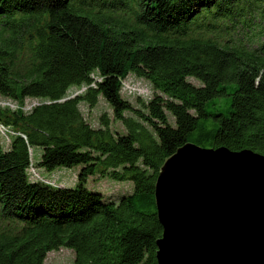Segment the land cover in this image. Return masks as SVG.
I'll return each instance as SVG.
<instances>
[{
    "label": "trees",
    "instance_id": "trees-1",
    "mask_svg": "<svg viewBox=\"0 0 264 264\" xmlns=\"http://www.w3.org/2000/svg\"><path fill=\"white\" fill-rule=\"evenodd\" d=\"M262 23L264 0H0V97L19 106L0 107L13 133L6 149L0 135V264L63 248L73 264H157L164 161L187 143L264 155ZM131 74L154 91L140 107L121 95ZM99 98L124 133L84 118ZM26 99L42 102L24 112ZM75 166L74 188L29 174ZM95 176L133 190L104 198L85 187Z\"/></svg>",
    "mask_w": 264,
    "mask_h": 264
},
{
    "label": "water",
    "instance_id": "water-1",
    "mask_svg": "<svg viewBox=\"0 0 264 264\" xmlns=\"http://www.w3.org/2000/svg\"><path fill=\"white\" fill-rule=\"evenodd\" d=\"M157 264H264V155L178 148L154 185Z\"/></svg>",
    "mask_w": 264,
    "mask_h": 264
},
{
    "label": "rangeland",
    "instance_id": "rangeland-1",
    "mask_svg": "<svg viewBox=\"0 0 264 264\" xmlns=\"http://www.w3.org/2000/svg\"><path fill=\"white\" fill-rule=\"evenodd\" d=\"M264 27V23L261 25ZM261 31L259 26H256L252 29L249 34H258ZM261 41L264 43V32L262 31ZM189 81L195 85H199L194 79H189ZM84 88H70L68 91V96L73 97L77 94H80ZM121 95L124 99H127L133 106L140 107L141 101L147 102L154 95V91L151 85L134 75H128L125 80L122 82V91ZM42 101L39 99H26L24 105L20 107L24 112H28L32 107L40 104ZM0 107H8L11 110H17L19 108L15 103L0 97ZM80 110L84 118L92 126L97 127L99 123V117L102 114H106L111 122V129L118 133H124L125 130L120 122L115 121L113 117V112L108 104L102 99L99 98L98 104L89 108L85 104L80 105ZM171 120V118H170ZM172 121V120H171ZM11 139L10 134H7ZM3 147L6 149L9 146V141L5 136H1ZM31 159L34 166L40 160L42 149L38 147H33L30 150ZM35 169V167H33ZM81 169V166H75L73 168H57L53 172H47L43 169H38L37 172L40 174L39 177L44 178L48 183L53 186H60L64 188H74L77 184V175ZM36 171V169H35ZM85 187L93 192L100 193L104 198H112L117 200L120 196L124 194L131 193L133 190V185L131 182H117L105 178L91 177L88 179ZM75 259V254L70 249H60L57 251L50 252L45 260V264H73Z\"/></svg>",
    "mask_w": 264,
    "mask_h": 264
},
{
    "label": "bare ground",
    "instance_id": "bare-ground-1",
    "mask_svg": "<svg viewBox=\"0 0 264 264\" xmlns=\"http://www.w3.org/2000/svg\"><path fill=\"white\" fill-rule=\"evenodd\" d=\"M7 134H13V133L9 132L7 130V128H5L2 125H0V135L1 136H5V138L8 139V135ZM29 174H30L32 179L41 180V177H39L40 174L37 172V170L35 171V169H33V167H30ZM41 181H44V180H41Z\"/></svg>",
    "mask_w": 264,
    "mask_h": 264
},
{
    "label": "built area",
    "instance_id": "built-area-1",
    "mask_svg": "<svg viewBox=\"0 0 264 264\" xmlns=\"http://www.w3.org/2000/svg\"><path fill=\"white\" fill-rule=\"evenodd\" d=\"M41 180H44L45 182H47L44 178H41ZM48 183V182H47Z\"/></svg>",
    "mask_w": 264,
    "mask_h": 264
}]
</instances>
